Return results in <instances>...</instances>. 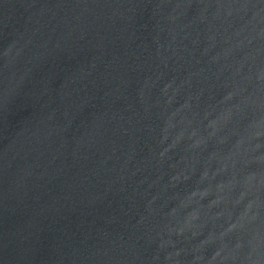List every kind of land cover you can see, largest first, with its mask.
Masks as SVG:
<instances>
[{"label":"water","instance_id":"1","mask_svg":"<svg viewBox=\"0 0 264 264\" xmlns=\"http://www.w3.org/2000/svg\"><path fill=\"white\" fill-rule=\"evenodd\" d=\"M0 264H264V0H0Z\"/></svg>","mask_w":264,"mask_h":264}]
</instances>
